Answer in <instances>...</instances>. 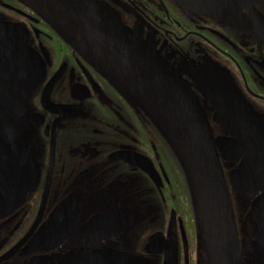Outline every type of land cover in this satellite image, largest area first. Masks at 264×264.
Wrapping results in <instances>:
<instances>
[{"label": "flooded vegetation", "instance_id": "af4514ba", "mask_svg": "<svg viewBox=\"0 0 264 264\" xmlns=\"http://www.w3.org/2000/svg\"><path fill=\"white\" fill-rule=\"evenodd\" d=\"M94 1L133 56L167 66L200 104L239 264H264V0L219 14ZM0 143L25 181L0 209V264H198L195 193L171 143L29 0H0Z\"/></svg>", "mask_w": 264, "mask_h": 264}, {"label": "water", "instance_id": "95a60500", "mask_svg": "<svg viewBox=\"0 0 264 264\" xmlns=\"http://www.w3.org/2000/svg\"><path fill=\"white\" fill-rule=\"evenodd\" d=\"M179 1L201 12L219 14L241 9L258 0ZM29 2H37L43 17L66 43L111 72L171 143L195 193L200 233L198 264H239L233 216L214 143L201 106L185 83L164 64L133 56L140 53L130 51L123 42L130 37L129 31L94 0ZM15 156L10 148L0 143L2 210L15 206L25 187Z\"/></svg>", "mask_w": 264, "mask_h": 264}]
</instances>
